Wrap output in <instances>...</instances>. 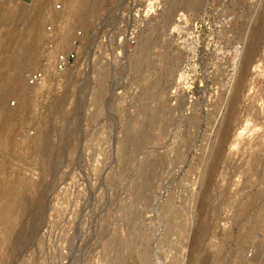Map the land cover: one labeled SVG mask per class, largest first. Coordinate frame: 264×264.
Instances as JSON below:
<instances>
[{
	"label": "rangeland",
	"instance_id": "1",
	"mask_svg": "<svg viewBox=\"0 0 264 264\" xmlns=\"http://www.w3.org/2000/svg\"><path fill=\"white\" fill-rule=\"evenodd\" d=\"M69 2L0 0V68L24 67L15 92L0 94L3 119L15 121L0 176L35 182L25 212L0 202L22 230L11 244L0 233V264H264V10L159 0L115 49L128 0H86L89 12ZM37 12L44 22L31 27ZM78 28L82 48L59 72L55 55ZM90 32L95 42L107 32L111 48H88ZM31 37L32 60L10 59ZM36 68L40 86L27 79ZM44 133L43 157L32 141Z\"/></svg>",
	"mask_w": 264,
	"mask_h": 264
},
{
	"label": "bare ground",
	"instance_id": "2",
	"mask_svg": "<svg viewBox=\"0 0 264 264\" xmlns=\"http://www.w3.org/2000/svg\"><path fill=\"white\" fill-rule=\"evenodd\" d=\"M90 1V0H89ZM55 3H56V1H54ZM85 2H86V0H70V2H69V7H70V10L71 11H76V10H83V11H85V12H89L90 10H91V7L92 6H88V7H81V9H80V7L79 6H84L85 5ZM250 2L252 3L253 2V4H254V7H257L258 6V8L257 9H261V11L262 10H264V0H250ZM160 3V2H159ZM66 5V4H65ZM1 7V6H0ZM61 8H62V6H61ZM61 8H60V10H61ZM51 9V8H50ZM2 10H3V7H2ZM1 10V11H2ZM4 10H5V8H4ZM3 10V11H4ZM37 10V9H36ZM63 10V9H62ZM35 11V10H34ZM43 11V10H42ZM53 11H54V9H53ZM6 12V11H5ZM41 12V11H40ZM56 12V11H55ZM59 12V11H58ZM67 12H69L68 10H67ZM202 12V11H201ZM201 12H200V17L202 16V14H201ZM60 13H61V11H60ZM69 13H71V12H69ZM84 13V12H83ZM203 13V12H202ZM3 13L2 12H0V21L2 20V17H3V15H2ZM39 14L40 13H35L34 14V21L32 22V23H30V26L32 27V26H36L37 28H39L40 27V25L41 24H43V22H44V20H43V18H41L42 16H41V14H40V16H39ZM47 14V13H46ZM53 14V13H52ZM71 14H73V13H71ZM87 14V13H86ZM56 15V14H55ZM58 15V14H57ZM64 16H67V15H64ZM72 16V15H71ZM75 17H77L76 15H75ZM70 19V18H69ZM72 20V19H71ZM67 21V20H66ZM73 22V21H72ZM69 23H71V22H69ZM65 24V23H64ZM64 26V25H63ZM37 33H35V35H36ZM254 34H256V32L254 33ZM34 35V36H35ZM40 35V34H39ZM74 35L75 34H72V36H71V48L70 49H75V50H77V52L80 50V47L81 46H79L78 44H74L73 43V37H74ZM59 37V36H58ZM255 37H256V35H254V36H252V40L249 42V44H248V46H247V48L245 49V51H244V54H243V57H242V61H241V66H242V68H243V72L242 73H246V71H247V67L249 66V64L251 63V60H252V55H253V48H254V40H255ZM60 39V38H59ZM61 40V39H60ZM60 43V42H59ZM246 43V42H245ZM34 44H35V38H33V37H31V40H30V42H29V44H27V45H25V46H23V50L25 51V52H21V54H19V53H15L14 55H15V57H13V55H10V59H15L17 56V58H16V60L17 61H21L22 63L24 62V63H28L29 61H31L32 60V58H33V56L31 55L32 54V52L31 51H33V47H34ZM4 45V44H3ZM58 45V44H57ZM70 49H68V50H65L66 52H68ZM22 50V49H21ZM56 56V55H55ZM77 56V55H76ZM35 58V57H34ZM75 60H76V57H75ZM75 60H74V62H75ZM12 61V60H11ZM74 62H73V64H74ZM13 64L12 65H8V64H5V65H3L1 68H0V94H2V93H11L12 91H14L15 89H17L16 88V86H18V82L21 80V72L23 71V65L21 64H19V66L17 65H15L16 63H14V62H12ZM73 64H71V65H69V66H67L66 68H64V69H57V67H56V64H55V58H54V68H55V70H57V71H63V70H65V69H67V68H69V67H71V66H73ZM7 69H9L8 71H7ZM44 71V70H43ZM242 71V70H241ZM259 72V71H258ZM242 73H240V74H242ZM23 74V73H22ZM243 76V75H242ZM44 77H45V72H44ZM44 77H43V79H44ZM42 79V80H43ZM243 79V78H242ZM41 80V81H42ZM253 80V79H252ZM46 81V78L43 80V82L42 83H44ZM38 83V82H37ZM37 83H34V85L35 84H37ZM241 83V82H240ZM41 84H40V81H39V86H40ZM250 85H251V83H250ZM47 86V85H46ZM22 90H23V86H21V88H20V92H22ZM49 90V89H48ZM15 92V91H14ZM24 100L25 99H23V104H25V102H24ZM4 100H0V146L1 145H3V144H5V142H6V139H5V136H4V133H3V130H5V129H8V128H13V127H15V121L14 120H12L11 122H7V121H5L4 119H3V116H4V113H5V110H6V108H5V104H4ZM7 113H11V116L12 117H14V115H15V112L14 111H12V110H8L7 112H6V114ZM43 130V129H42ZM47 134H48V132H46ZM46 133H44L45 135H41L40 137H37V138H35L34 139V137H33V145H35L36 147H37V152L39 151L42 155L41 156H45V154L47 153V149H48V145H49V139H48V137H47V134ZM241 133V132H240ZM37 135V134H36ZM35 135V136H36ZM38 136V135H37ZM25 143H26V141H25ZM20 144H23L24 145V141H22V142H20L18 145H20ZM34 146V147H35ZM38 152V153H39ZM13 154V153H12ZM23 155V154H22ZM17 156V155H16ZM42 157V158H43ZM0 168H1V165H0ZM19 180V179H18ZM17 179H15L14 181H12V182H8L7 180H5V179H3L1 176H0V185H2V186H0L1 187V191H0V202H5V203H8V202H14V203H18V211L17 212H19V213H21V212H25V210L31 205V204H33V196L31 195V192H32V190H33V184L35 183H28V184H26V183H22L21 182V180H19L18 181ZM30 180V179H29ZM28 180V181H29ZM25 181V180H24ZM26 182V181H25ZM36 184H37V182H36ZM39 184V183H38ZM1 206V205H0ZM10 214V210H9V206H8V204H4V206H2V208H0V217H1V219H0V225H2V229H1V231H0V233H1V236H2V238H5V240H6V238H8L7 240H8V242H9V237H10V235H11V238L13 237L12 236V233H14L13 235H14V238H12V239H14V240H16L17 238H18V236L20 237L21 235H20V232L22 231H20L19 230V226H17V228H16V226H14L9 220H8V215ZM204 228H205V226H204V224L203 223H201L200 225H199V227H198V231H197V234L199 235V234H201V232H203V230H204ZM23 229V228H22ZM197 235V236H198ZM11 238H10V241H11ZM2 240V239H1ZM2 242H4V240H2ZM2 242H0L1 244H2ZM12 242V241H11ZM14 242V241H13ZM12 242V243H13ZM194 242V241H193ZM264 242V241H263ZM5 243V242H4ZM7 243V242H6ZM10 243V242H9ZM16 243V242H15ZM195 243V242H194ZM0 244V245H1ZM11 244V243H10ZM9 245V244H8ZM8 245H5V246H8ZM195 245V244H194ZM193 245V246H194ZM2 246V245H1ZM4 246V247H5ZM13 246V245H12ZM11 246V247H12ZM9 247V246H8ZM10 247V248H11ZM195 248V247H194ZM204 249V248H203ZM6 250H8V249H6ZM5 250V251H6ZM1 251V250H0ZM4 251V252H5ZM8 251H10V250H8ZM3 252V253H4ZM7 253V252H6ZM5 253V254H6ZM207 253V252H206ZM9 253H7V255H8ZM203 255V254H202ZM207 255V254H206ZM210 255V254H209ZM203 258H206L205 256L203 257ZM201 259V258H200ZM202 260V259H201ZM205 260V259H204ZM143 262V261H142ZM205 264V263H204ZM242 264H243V262H242Z\"/></svg>",
	"mask_w": 264,
	"mask_h": 264
},
{
	"label": "built area",
	"instance_id": "3",
	"mask_svg": "<svg viewBox=\"0 0 264 264\" xmlns=\"http://www.w3.org/2000/svg\"><path fill=\"white\" fill-rule=\"evenodd\" d=\"M60 2L56 3V7H59ZM159 0H142V2H137V0H128L125 5V10L122 11L121 15L123 17V20L126 21L122 22V27L119 29V42L118 46L115 49H127L125 39H127L128 36L131 37H137L144 28V23L148 18H153L156 14V10L158 9ZM132 19L130 22L129 20ZM176 21L180 24V26H183V23H186L185 21V14H182L181 12L178 13L176 17ZM194 26V24L192 25ZM50 29V27H48ZM195 29V26H194ZM73 37V43L78 44L80 49L82 48V44L84 42V36L81 28L76 29ZM89 37L86 41V46L90 49H110L112 46V43L110 39H107V32H103L102 35L104 38L99 39V42L96 41V37L98 35V32H90L88 34ZM111 38V37H110ZM108 44V45H107ZM77 55V50L70 49L68 52L65 50H60L56 56H55V64L57 69H64L67 66L73 64L75 57ZM44 77V71L42 68H36L32 70L27 75L28 82L31 84L37 83L41 81Z\"/></svg>",
	"mask_w": 264,
	"mask_h": 264
},
{
	"label": "crops",
	"instance_id": "4",
	"mask_svg": "<svg viewBox=\"0 0 264 264\" xmlns=\"http://www.w3.org/2000/svg\"><path fill=\"white\" fill-rule=\"evenodd\" d=\"M22 2H25V3H31L32 0H20Z\"/></svg>",
	"mask_w": 264,
	"mask_h": 264
}]
</instances>
